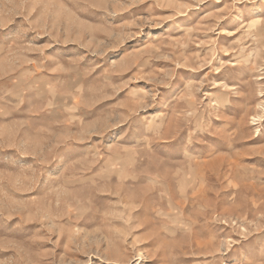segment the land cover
<instances>
[{"label":"rangeland","instance_id":"obj_1","mask_svg":"<svg viewBox=\"0 0 264 264\" xmlns=\"http://www.w3.org/2000/svg\"><path fill=\"white\" fill-rule=\"evenodd\" d=\"M0 264H264V0H0Z\"/></svg>","mask_w":264,"mask_h":264},{"label":"bare ground","instance_id":"obj_2","mask_svg":"<svg viewBox=\"0 0 264 264\" xmlns=\"http://www.w3.org/2000/svg\"><path fill=\"white\" fill-rule=\"evenodd\" d=\"M199 168H201V169H203L202 167H199ZM189 171V170H188ZM203 171V170H202ZM204 172V171H203ZM191 175V174H190ZM198 177V176H197ZM200 177V176H199ZM204 177V176H203ZM198 180H199V178H198ZM201 180V179H200ZM193 186V185H192ZM183 187V186H182ZM192 188V187H191ZM182 194H183V192H182ZM198 194H200L199 193V190L194 194V197L195 196H197ZM203 194H204V192H203ZM201 195H202V193H201ZM186 197V196H185ZM187 198V197H186ZM187 200V199H186ZM190 201V200H189ZM187 202V201H186Z\"/></svg>","mask_w":264,"mask_h":264}]
</instances>
